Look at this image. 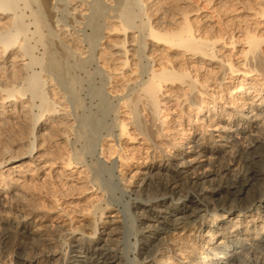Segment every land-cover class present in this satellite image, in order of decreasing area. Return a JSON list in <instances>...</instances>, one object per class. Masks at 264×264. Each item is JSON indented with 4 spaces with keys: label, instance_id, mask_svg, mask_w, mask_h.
Returning a JSON list of instances; mask_svg holds the SVG:
<instances>
[{
    "label": "bare ground",
    "instance_id": "1",
    "mask_svg": "<svg viewBox=\"0 0 264 264\" xmlns=\"http://www.w3.org/2000/svg\"><path fill=\"white\" fill-rule=\"evenodd\" d=\"M19 1L0 0V206L15 207V210L18 209L24 212L19 216L20 219H23V222L26 218L28 221L30 219L28 217L32 215L45 214L44 209L42 212L37 211L39 210L37 206L39 201L36 204V200L40 197L51 202V206L57 210L65 204L71 205V207H81L79 210L73 208L74 210L70 209L67 212L65 208H63L64 210H61V208L55 219L60 220L66 217V221L68 220L70 224L72 223L71 215L75 213L82 218L81 222L83 224L81 227L89 230V232L86 233L84 230L74 227V225H69L67 229H64L63 225H56V227L57 229L62 228V233L67 232L68 234V231L69 234L72 233L70 234L72 239H74L75 235H79L80 237L76 239L77 241L87 239V243H93L96 242L100 234L99 228L100 224H102L101 221L105 217L104 212L111 208H109L107 202L101 204V198L104 195L101 189L96 187L97 185L93 179V168L84 162L83 157L80 156L82 154H72L70 151L71 146H68L69 135L67 133L72 128L71 125L74 121H71L74 119L68 113L69 109H67L68 107L65 104V97L63 98L59 95L50 82H48L49 93L43 92L44 84H41L42 79H40L39 74L33 73L32 76L28 74V78L24 77V74H27V72H23L24 67L38 65L41 59L36 58L38 61L31 59L28 65L24 63L25 61H22L25 56H32L33 47L28 45L29 39L27 43L22 39L19 41L20 37L24 38L26 36L27 30L22 22L25 17L24 14L21 12L23 15L22 19V15L20 13V15H17L16 11L17 9L24 10V8L29 7L18 8ZM175 1L143 0V4L145 3L144 5L148 7L146 8L148 18L145 17L147 19V35L145 37H148V41L153 47L151 52L147 54V59L152 64L149 66L150 70L147 80L144 81L140 80L141 74L139 75L136 72L137 68L133 69L135 65L138 66V62L135 60L137 59L135 56L138 57V55L134 54L137 52L135 51L136 49L133 50V48L128 49L126 47V44L132 47L134 43L132 42L134 38L133 40H128L130 39L129 37H135L130 31L134 28L129 23H125L128 21L124 17H120L123 20L116 19L119 16L109 20L111 26L108 27L109 29H105L106 32H104L103 38H106L107 41L108 59L115 65V68L113 67L114 69L108 73L110 79L114 81L122 79L123 83H121L126 91L131 88L133 90L134 86L138 87V90L134 92L136 93L135 99L126 113H124L123 117L125 119H118L119 135H117V140L112 134V136L107 133L104 135L107 137V141L114 142L115 139L118 145L114 144L112 147L107 146V144L106 147L103 144L100 145L99 157L109 163L111 158H113L112 156L116 155L119 162L118 167L123 169V174L128 172L129 181L132 184L138 181L141 182V187L138 185L140 191L144 186L149 187V198L152 195L153 197L160 195L163 198L162 202H157L158 205L164 206L167 203V199H170L171 203H173L172 199L174 196H178L176 206L174 208L167 207V211L164 212L154 210L153 205L143 203L149 202V198H146V200L141 199L142 201L133 206V208L141 210L142 216L146 213L155 212L153 219L145 216L140 218L147 222H153L142 223L141 233L145 232L152 235V238L145 236L147 242L148 239H157L156 236L162 233L166 234L162 238L159 237V246L152 255V264H174V260L179 262V264H184L187 263L188 258H191L192 261L194 254H197L195 256L199 261L211 255L213 258L206 264H217L215 261L221 262L220 259L228 260V264H264V152H258L257 150L251 152L249 158L242 163L244 166L242 173L220 182L216 188H213L214 186L212 185L213 189L207 191L208 189L200 187L197 182L205 178L206 174L198 173L193 165L184 163L185 169L187 168L188 170L180 171L177 175V180L167 174L166 176L160 175L152 178L154 167L150 166L148 169H143L147 170V172L133 170L132 163L134 161L126 157L121 146V141L124 138L135 140L136 137L140 136L149 141L150 132L155 130L157 125L159 127L154 131L157 137L166 133L163 127L168 126V123L166 124L165 117L162 115L164 109L162 110L161 106L167 105V102L161 103V97L164 94L166 96L165 88L168 86H182V99L180 94L175 97V101L179 102L176 107L179 109L184 107L189 112V114L183 113L181 115V118L188 123L187 131L191 130V134L189 133L185 140L190 141L191 136L196 131L202 134L192 140L193 146H191V151L189 152L199 158L208 157L203 155L204 149L206 151L205 143L206 141H214L210 140L212 134L208 136L206 129L214 126L217 121L224 120L223 114L231 117L230 115L233 112V117L237 116L241 121H248V117L244 112L252 113V111H257L259 115L256 117L261 116L262 119L264 118V34L246 30L241 37L236 38L232 36L223 38L197 36L193 30L192 22L196 21L195 18L197 16H200L199 12L201 9L187 11L183 8H177L175 10V6L173 5L174 7H172L171 5ZM182 2L187 3L188 0H182ZM33 13L34 10L30 15L34 16L35 13ZM159 13L161 14L158 15ZM151 18L154 19V22L153 20L150 22ZM246 18L264 20V0H254V5L246 9V15L235 18V21H241ZM42 20H34V24L32 23L34 25L33 32L36 35L41 29ZM128 25L130 26L128 27ZM25 26L28 28L27 25ZM68 35L64 33L63 40L68 42L70 40L68 38L70 35ZM39 37L37 36V38ZM113 37L122 38L121 40H113ZM39 44H41L40 41ZM218 45L223 48L228 45L231 51L235 50L233 58H220V50L216 49ZM163 49L176 51L177 54L173 55V59L179 64H185L195 59L205 60V64L203 66V63L199 62V65L195 68L197 70H194L197 72L193 71L195 74L186 69L178 70L176 66H170L172 57L170 59L165 58L166 61L162 60L160 56H162ZM231 54L232 52L230 56ZM155 56H158L157 60ZM205 66H208V68ZM214 80L219 81L217 86L212 85ZM229 83H237V86L233 89V92L229 93L231 97L229 95V98H227V96V99L222 102L224 96L222 98L221 96L228 90L226 85ZM119 101H121L120 104L122 106L126 107L127 100L124 97L121 96ZM194 106L196 107L192 113ZM246 107L247 110H245ZM225 108L231 111L226 110L228 113H225ZM137 109H140L139 111L144 113V115L143 119L140 122L138 121L139 124L135 126L134 123L137 124V121L131 115ZM148 110H152L151 116L148 114ZM155 126L156 128L153 129ZM250 127L252 125H249L248 129ZM172 129L174 131L173 134H176L175 127ZM240 131L246 132L245 129H240ZM184 132L182 130V133ZM255 139H250V147H254L253 143H258L259 146L264 147V137ZM180 144L179 148H177L178 150L182 149L183 143ZM153 146L157 147L155 144ZM215 151L218 152L219 150L211 148V153H215ZM179 155H173L171 162L179 159ZM171 165L174 164L171 163ZM216 168V173L225 170L228 172L232 171V169L223 165H219ZM213 170L209 172V175L211 172L215 173ZM42 173L44 174L43 177L40 176ZM57 178L63 181L62 187L51 181ZM39 180L40 184H37ZM49 180L51 182H47ZM124 181V179H121V182ZM126 181L128 182V180ZM202 183L205 182L202 181ZM206 192L217 195L223 193L225 196L222 195L223 200L207 201L205 200ZM93 194L94 197H92ZM85 195H92L88 197L89 199L92 197V199L87 201ZM179 203L180 206L177 207ZM209 207H213V215L210 218L197 219L200 225L197 226L196 221L192 220L194 223L188 221V219L197 216L196 212L198 210L203 209L205 211ZM162 213L166 214V216L161 217ZM118 214L119 212L111 216L110 221L103 224L115 225L118 223L115 220L119 217ZM42 217L37 216V219H43L44 217ZM90 218L93 219L91 226L85 225ZM172 218L174 219V224H176L173 225V230L168 232L162 226H170ZM37 219L34 220L35 222H29L28 224L26 221L25 224L31 226L35 223L32 228L38 231L41 229L42 224L37 223L39 221ZM179 221L181 222L177 223ZM210 222H212V225H210ZM28 226L27 229H29ZM61 232L60 234H62ZM45 241L53 242L46 239ZM90 247H93V245L82 243L75 251L77 255L72 257L73 260L70 261L72 258L69 259L67 258L69 256L66 255L64 263L76 264L80 260H83V262L87 261V259L91 260V258L83 257L87 252H90ZM193 247L196 248L195 252H191ZM246 247L252 249L253 255L246 256L244 254V250H247L245 249ZM190 253H193L191 257L189 256ZM258 255L261 256L259 257ZM51 256H55V253ZM176 256H179L180 259L178 260ZM240 256L243 259L241 261L238 260ZM108 257H112L113 260H119V258H115V255ZM46 258L48 257L46 256ZM21 259L26 263H33L30 259Z\"/></svg>",
    "mask_w": 264,
    "mask_h": 264
},
{
    "label": "rangeland",
    "instance_id": "2",
    "mask_svg": "<svg viewBox=\"0 0 264 264\" xmlns=\"http://www.w3.org/2000/svg\"><path fill=\"white\" fill-rule=\"evenodd\" d=\"M23 1L24 0L19 1V3L16 2L18 3V8H22L23 6L29 7H23L24 10H18L16 8L18 11H16V14H24L25 17L22 22L27 30V34L24 38L20 37L19 41L22 39L27 43L29 39L28 45L33 47V50L31 54L32 56H25L26 58L24 57L22 61H25L24 63L28 65L31 59H41V62L38 65H31L32 67L28 65L24 67L25 71L23 70V72H27V74L23 73L24 77L29 76L28 74H30V76H32L33 73L39 74L40 79H42V81L45 80L44 83L41 81V84H44L42 88L43 92L45 91V93H49L48 82H50L54 86L55 91L57 90L56 92H58L59 95L63 98L65 97V104L68 107L67 109H69L68 113L70 114V117L74 119H71V122L74 121V124L72 123L74 126L71 125L72 128L67 133L70 136L67 135L69 138L68 146H71L70 151L72 154H82L80 156L83 157L84 162L93 168V179L97 185L96 187L100 188L104 195L102 197L103 199L101 198V204L107 202L109 208H111L104 212L105 217L101 221L102 224H100L99 228L100 234L98 235L96 242H88L93 245V247H90V252H87L83 257L91 258V260L87 259V261L84 262L83 260H80V262H76V264H152V255L159 246V237L162 238L166 236V234L162 233L156 236L157 239H148L147 242L145 236L152 238V235L145 232L141 233L143 228L142 223L153 222H147L140 218L145 216L153 219L155 212L146 213L142 216L141 210L133 208L135 204L142 201L141 199L146 200V198H149V187L144 186L140 191L138 185H140L141 182L138 181L132 184L129 181L128 172L127 174H123V169L118 167L119 162L116 155L112 156L113 158H111L109 163H106L101 157H99L100 145L103 144L106 147L107 144V146L112 147L114 144H117V135H119L117 127L118 119H125L123 117L124 113H126L127 109L135 99L136 93L134 92L138 90V87L132 86L133 90L131 88L127 90V92L126 89L123 88L124 86H122V79H118V81L110 79L108 73L115 68V65L108 59V50L106 49L107 41L106 38H103L105 35L104 32H106V30L109 29L108 27L111 26L109 21L111 18L115 19L116 16H119L116 19L123 20V18L120 17H124L125 20L128 21L125 23H129L131 27L134 28L130 31L135 37H129L130 39L128 40H133L134 38L132 41L134 43H131L132 47L126 44V47L128 49H136L135 51H137V54H134L138 55V57L135 56L138 59H135L136 62H138V66L135 65L133 69H138H136V72H138L139 75L141 74L140 80H147L150 70L149 66L152 64L151 61L147 59V54H149L153 48L150 41H148V37H145V35H147V19L145 17L148 18L146 13L148 12L146 11V8L148 7H146L147 5H144L145 3L143 4V0H26V3ZM175 2L171 3L172 7L175 6V10L177 8H183L187 11L201 9L199 12L200 16H197L195 18L196 21L192 22L193 30L197 36H217L220 38L232 36L236 38L241 37L242 33L246 30L259 33L262 32L264 34V20L260 21L259 19L254 18L250 20L246 18L244 20L242 19V22L235 21V18L241 16L244 17L246 15V9L254 5V0H188L187 3H183L182 0H176ZM33 10L35 14L33 13L34 16H31L30 14ZM160 14L161 13L158 15ZM110 15L111 17H109ZM39 16L43 20L41 21V29H39V33L36 35L33 32V24L34 20H41ZM152 20L154 22L153 18L150 19V22ZM25 25H27L28 28H26ZM130 25H128V27ZM64 33L65 35H68L69 33L70 36L72 35L71 37L68 35V38H70L68 42L67 40H63ZM37 36H40V39L37 38ZM121 38L122 37H113V40H121ZM71 39H73V41L75 39V41L73 42ZM39 41L41 44H39ZM216 49L220 50V58H233L235 50L231 51V48L228 45L224 48L221 45H218L216 46ZM236 49L238 50V48ZM231 52L232 54L230 56ZM175 54H177L176 51L163 49L161 53L162 56L160 57H162L163 61L172 57L170 59L172 61L170 63L171 65L169 64L170 66H176L178 70H190L192 73L194 70H197L195 68H197L199 62L203 63V66L205 64V60L202 61L199 59L188 61L185 63L186 65L179 64L173 59V55ZM157 57L158 56H155L156 60ZM38 59L36 60L38 61ZM205 67L208 68V66ZM213 82V86H217L219 83V81L216 80ZM226 86V89L228 90L225 89V94L223 93L224 95L221 96V98L224 96L222 102L229 98V93L233 92L237 83H229ZM120 89H123L124 92L122 93L123 90ZM181 89L182 86H168L165 88L167 93L166 96L164 94L163 97H161V103L167 102V105L163 107L161 106V109H164L162 115L165 117L166 124L168 123V126L166 125V127H163L165 130L164 132L166 133L157 137L154 132L159 127L157 125V128L156 126L153 127V129H156L150 132V136L148 137L150 138L149 141L140 136L138 138L136 137L135 140L124 138L123 141H121V146L126 157L134 161L132 163L133 170L147 172V170L143 169H148L152 166L154 167L152 170V178L159 177L160 175L166 176L167 174L173 179H178L177 175L180 171L188 170L187 168L185 169L184 163L190 164L196 167L198 173L206 174V177L200 180L201 182H197L200 187L205 188L206 190L208 189L207 191H211L213 188H216L217 184L220 182H223L238 173H242L244 169L242 163L249 158L251 152L255 150L258 152H264V147L259 146L258 143H253L252 145L254 147H250L249 145L254 138L260 139L264 137V118L262 119L261 116L256 117L259 115V112L257 111H252V113H247V111L244 112L248 117V121H241L237 116V118L233 117V112L230 115L231 117L223 114L222 116L224 117V120L220 122L217 121L214 126L206 129L208 136L212 134L210 140L214 141H206L205 143L206 151L204 149L203 155H207L208 157L199 158L189 152L191 151V146H193L192 140L200 137L202 134H200L199 131H196L191 136L190 141L185 140L186 136H188L189 133L191 134V130L187 131L188 123L181 118V115L183 113L189 114V112H187L184 107H182V109L176 107L179 102L175 101V97L180 94V98L182 99L181 95L183 94V90ZM120 95L127 100L126 107L120 104ZM196 106L192 108V113ZM139 110L140 109H137L131 115V117H135V120L137 121V124L134 123L135 126L143 119L144 113ZM226 110L229 112L231 111L230 109L225 108V113L227 112ZM245 110H247V107ZM151 112L152 110H148L150 116ZM249 125H252V127L248 129ZM173 127H175L176 134H173ZM240 129H245L246 132H241ZM182 130L185 132L182 133ZM106 133L115 136L116 140L114 139V142L107 141V137L104 136ZM207 138L209 139V137ZM200 141L202 142V140ZM180 143H183L181 147L182 149L178 150L177 148L181 145ZM154 144L157 146L156 148L153 146ZM211 148L213 150L217 148L219 151L211 153ZM178 154H180L178 157L179 159L171 162V157ZM171 163L174 165H171ZM219 165L226 166L227 168L232 169V171L228 172L225 170L216 173V167ZM212 169H214L213 171L215 172V175L212 172L209 175V172ZM43 175V173L40 174L42 177ZM121 179H124L125 181L121 182ZM50 180L47 182L52 181L59 186L63 184V181L59 178ZM126 180H128V182ZM202 181L205 183H202ZM37 184H40V180ZM210 193L211 192L205 193V200H223V193L219 195ZM85 196L86 200L90 201L92 197H94V194L93 196ZM89 196L92 197L89 199ZM152 197L150 196L149 202L143 203L153 205V209L159 212L167 211V207L174 208L176 206V199L178 198V196H174V198L172 197L174 204L171 203L170 199H167V203L164 207L163 205L157 204V202L163 201V198L160 197V195ZM40 198L36 200V204L39 201L37 205L39 210L37 211L42 212L43 209V211H45V214H37L38 217H44L40 220L37 219L36 215H32L31 217H28L30 218L28 221L26 218L23 222V219H20L19 216L24 212H21V210L18 209L15 210V207H9L7 205H4L3 207L2 205L0 206V264H29L21 258L30 259L33 262L32 264H65L64 260L66 255L69 256L67 258L71 259L73 256L77 255L75 251L82 243L88 244L87 239L84 240L85 242L77 241L76 239L80 237L79 235H75L74 239H72L70 235L72 233L69 234V231L68 234L67 232L62 233V228L57 229L56 227V225H63L62 227L67 229L69 225H74V227L82 229L86 233L89 232V230L81 227L83 224V222H81L82 218L78 217L79 215L77 216L75 213L71 215L72 223L70 224L68 220L66 221V217L60 220L55 219L61 208V210H64L63 208H65V211L67 212L73 208L79 210L81 207H71V205L65 204L57 210L55 207L51 206V202H48L44 198ZM178 206H180V203L177 207ZM212 208L213 207H209L205 211H203V209L198 210L196 212L197 216L188 219V221L192 223L196 221L197 226L200 225V223L197 222V219L199 220L205 217L210 218L213 215ZM117 212H119V217L115 220L118 223L111 226H109L108 223L103 224L110 221V217L114 216ZM165 216L166 214H161V217ZM36 219L39 220L37 223L42 224L41 229L38 231H35V229L32 228L35 223L31 226L27 225L29 222H35L34 220ZM26 221L27 224H25ZM92 221L93 219L90 218L86 221L88 223H85V225L88 224L91 226ZM159 221H161V219H159ZM180 222L181 221L177 223ZM170 224V226L164 225L162 227L168 232H171L174 227L173 225L176 224H174L173 218L171 219ZM26 225L29 229H27ZM210 225H212V222H210ZM60 232L62 234H60ZM64 236H66V238H64ZM45 239L53 242L45 241ZM245 249H247L244 250L246 256L253 255L252 249H248L247 247ZM195 250L196 248L193 247L191 252H195ZM53 252L55 253V256H51L54 254ZM192 254L193 253H190L189 256L191 257ZM110 255H115V258H119V260H113L112 257H108ZM195 255L197 256V254H194L195 258L193 257L192 261L191 258H188L187 263L184 264H206L211 258H213L211 255H208L207 258L199 261ZM46 256L48 258H46ZM243 256L245 257V255ZM258 256L260 257L261 255ZM176 258L178 260L180 259L179 256H176ZM72 260L73 258L70 261ZM238 260L241 261L243 259L240 256ZM220 261L222 263L219 261L215 262H217V264H228V260L220 259ZM173 262L174 264H179V262L175 260Z\"/></svg>",
    "mask_w": 264,
    "mask_h": 264
}]
</instances>
